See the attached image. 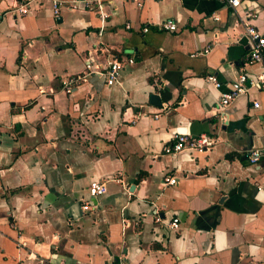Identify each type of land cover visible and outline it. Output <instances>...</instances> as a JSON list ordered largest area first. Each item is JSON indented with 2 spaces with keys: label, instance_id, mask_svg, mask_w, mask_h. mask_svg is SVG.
I'll use <instances>...</instances> for the list:
<instances>
[{
  "label": "crops",
  "instance_id": "crops-1",
  "mask_svg": "<svg viewBox=\"0 0 264 264\" xmlns=\"http://www.w3.org/2000/svg\"><path fill=\"white\" fill-rule=\"evenodd\" d=\"M18 2L0 0V264H264V89L234 99L224 124L216 114L241 71L261 70L245 63L238 15L253 12L264 35V0L236 12L221 0L123 3L104 23L79 9L55 18L51 0L18 16ZM167 19L174 32L158 29ZM113 59L123 67L108 87L97 72ZM199 134L210 150L162 153L173 135ZM90 182L104 184L97 199Z\"/></svg>",
  "mask_w": 264,
  "mask_h": 264
},
{
  "label": "built area",
  "instance_id": "built-area-1",
  "mask_svg": "<svg viewBox=\"0 0 264 264\" xmlns=\"http://www.w3.org/2000/svg\"><path fill=\"white\" fill-rule=\"evenodd\" d=\"M34 0H19L18 4L14 8V12L18 16L26 15L30 11L31 4ZM146 0H51V12L53 17L57 18L61 10L74 11L82 10L92 12L100 20L101 23L109 17L110 11L114 10L116 5L123 3H132L137 8H141L143 2ZM227 6L231 7L235 12L240 6V0H221ZM242 25L245 36L249 41V49L245 56L246 64H260L261 70L254 80L249 79L243 71H241L228 85L226 91H222L219 95V101L216 107V114L218 121L222 124L226 122L225 110L231 104V102L238 96L245 94L250 87H257L258 89H264V35L260 33L254 25L251 23L255 19V14L251 11H244L241 15H238ZM158 29L166 32H174L176 30V24L174 21L167 19L158 24ZM125 28L129 29V24H125ZM148 27L141 28L142 33H146ZM208 52V49H203L195 53V56H202ZM128 64H131L130 59L127 60ZM123 64L117 60H111L107 63L103 72H97L101 75L106 86H112L118 77L119 71L122 69ZM85 69L88 70L89 66L86 64ZM86 73L75 75L67 78L63 82L62 91L65 94H69L74 86L83 81ZM205 80L215 89L220 88V83L214 76H206ZM256 108L257 104H253ZM215 144V139L207 134H199L196 137H190L185 135H173L171 137V143L164 146L162 149L163 154H180L183 152L204 153L210 150ZM263 152L258 149H251L247 152L246 160L250 165H256ZM176 184L175 177H164L162 181L163 186H173ZM105 192L103 183L90 182L87 186V195L92 199H97ZM154 221L158 222V216L156 211H153ZM169 230L175 231L178 228V222L176 219L172 220L168 225ZM42 264V263H40Z\"/></svg>",
  "mask_w": 264,
  "mask_h": 264
},
{
  "label": "water",
  "instance_id": "water-1",
  "mask_svg": "<svg viewBox=\"0 0 264 264\" xmlns=\"http://www.w3.org/2000/svg\"><path fill=\"white\" fill-rule=\"evenodd\" d=\"M149 103H150V105L155 106V107H160L161 106V104H160V102H159V100H158L156 95H151L150 96V102Z\"/></svg>",
  "mask_w": 264,
  "mask_h": 264
}]
</instances>
